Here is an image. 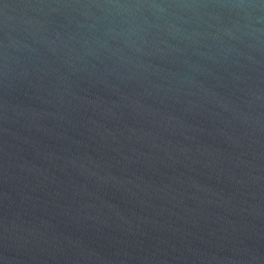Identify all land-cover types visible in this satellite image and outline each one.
<instances>
[{
	"label": "water",
	"instance_id": "1",
	"mask_svg": "<svg viewBox=\"0 0 264 264\" xmlns=\"http://www.w3.org/2000/svg\"><path fill=\"white\" fill-rule=\"evenodd\" d=\"M0 264H264V0H0Z\"/></svg>",
	"mask_w": 264,
	"mask_h": 264
}]
</instances>
